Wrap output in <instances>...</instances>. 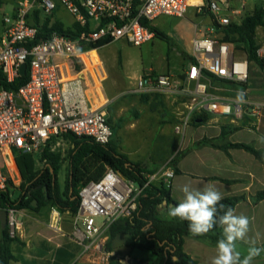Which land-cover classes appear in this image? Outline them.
<instances>
[{"label":"built area","instance_id":"1","mask_svg":"<svg viewBox=\"0 0 264 264\" xmlns=\"http://www.w3.org/2000/svg\"><path fill=\"white\" fill-rule=\"evenodd\" d=\"M64 8L78 26L75 38L54 33L37 42L40 33L34 23V13L43 19H55L58 8ZM194 8L197 15L210 14L221 26L234 22L224 16L229 9L227 0H17L12 15L5 16L0 36V70L8 83L19 77L26 64L28 81L18 90L0 87V191L22 182L17 154L41 156L50 144L66 135L88 137L98 144L108 145L113 138L110 114L106 104L93 94L96 82L88 77L84 56L88 48L101 41H125L141 46L156 35L145 24L161 16L185 17ZM193 54L185 80L194 83L185 89L183 80L170 74L148 71L135 80L137 92L174 94L187 92L192 102L186 107L177 134L184 135L193 120L206 116L207 122L239 126L245 117L259 120L264 101L238 104L221 97L220 83L245 85L250 79V62L238 56L233 44L221 38L203 36L192 41ZM102 47L95 48L99 50ZM264 56V48L258 50ZM83 69L78 71V66ZM104 74V71H102ZM26 73V74H27ZM84 73V76H83ZM100 74V73H99ZM100 82L104 78L97 76ZM245 93L246 88L241 87ZM247 95V93H246ZM209 114L214 118H209ZM162 172L169 187L171 179ZM148 180V179H147ZM150 180L141 186L107 167L99 181H90L80 190V207L72 215L70 241L80 247L71 264H111L117 258L107 249L111 226L120 219L131 217L138 209L139 199ZM11 184V185H10ZM7 229L11 238L23 236L20 210L8 208ZM62 212L53 207L48 227L64 235ZM65 236V235H64Z\"/></svg>","mask_w":264,"mask_h":264},{"label":"trees","instance_id":"2","mask_svg":"<svg viewBox=\"0 0 264 264\" xmlns=\"http://www.w3.org/2000/svg\"><path fill=\"white\" fill-rule=\"evenodd\" d=\"M2 0H0L1 2ZM34 23L39 27L40 33L37 42L46 40L52 34L58 33L70 38H75L78 26L66 27L60 21L43 19L40 12L34 13ZM155 35H161L153 24L145 23ZM216 25L217 22H215ZM264 27V7L256 8L251 14L243 18L241 24L232 23L222 30L223 41L229 42L245 52L249 62L256 63L264 70V59L258 55L260 46L256 39L257 30ZM109 42L101 41L89 47L95 49L103 47ZM240 47V48H237ZM191 61L192 58H191ZM78 71L83 69L78 66ZM28 73L19 77L14 83H8L0 70V87L6 90H18L28 81ZM185 79V78H184ZM226 86H237L233 83H224ZM202 120L201 122H197ZM207 121L206 116H200L193 120L194 125H200ZM230 132L238 128L230 127ZM226 128H223L225 136ZM71 141L68 156V174L62 188L59 180L60 172L64 165L61 154L52 152L46 148L40 160L42 168H37L36 159L31 154H17L16 160L19 167L22 182L14 188L9 186L0 191V209L8 208L16 210H30L41 212L48 206L57 207L62 213L77 214L80 207V190L90 181H99L105 174L106 168L111 167L118 171L126 179L132 180L144 186L148 180V173L141 165L131 162L127 156L118 153L110 144L102 145L88 137L66 135ZM221 138V136H220ZM219 149L228 148L243 149L252 154L256 159L264 163V152L247 144H228L217 146ZM179 158L173 161L176 165ZM11 185V184H10ZM18 196L13 198V192ZM246 196H232L223 198L221 203L235 209L238 203L245 200ZM264 200V191L257 192L252 197V202L258 204ZM178 204L173 198L171 189L162 181L158 185L150 183L143 191L139 199L137 211L129 218L116 221L110 229L107 249L115 251L120 259L130 256L143 264H199L185 251L186 239L191 237L199 240L208 239L210 244L216 247L221 235V229L217 226L207 235L195 236L189 231L188 222L179 219H165L161 216L162 209ZM20 242L19 238H11L8 229L2 230L0 242V264H10L19 259L12 254L11 244ZM76 256L68 246H63L56 252L54 264H67ZM111 264H126L113 258Z\"/></svg>","mask_w":264,"mask_h":264},{"label":"crops","instance_id":"3","mask_svg":"<svg viewBox=\"0 0 264 264\" xmlns=\"http://www.w3.org/2000/svg\"><path fill=\"white\" fill-rule=\"evenodd\" d=\"M203 1L207 2L208 0ZM227 1L229 2V4H232L234 7H236V9L230 10L229 6V9L225 10L224 16L229 17L232 22L236 24H241L244 15H247L245 10L246 8H248V1ZM60 10L61 8H58L57 12L54 15V18L58 21L60 20L56 14H59ZM190 10H194V8H190L187 14ZM187 14L185 17H187ZM195 16L201 18L199 24L201 25V27L203 25V27L200 28V30L199 24L195 25L197 29L193 35L192 41L196 37L203 36H211L221 39V35H223L222 30L225 26H221L218 23V25H216L214 16L210 14L197 15L196 10ZM2 32L3 29L0 33V36ZM262 47L264 48V45ZM238 56L241 58H247L246 56H240V54H238ZM261 58L264 59V56ZM84 60L86 68L89 71V74L87 72L85 73H87L90 80L92 75V77L96 79L95 68H97L96 66H98V63L100 62L98 52L96 50H91L89 56H84ZM100 69L104 71V74L103 72L101 73ZM100 69H96L97 76L100 73L104 80L103 82H100L98 78L96 80L93 78L96 82V89L93 91V94L97 98L99 104H106L107 109H109V104L114 103L115 100L114 97L110 100L108 96V93H110L112 90L113 82L112 80L106 81L108 79V76L103 66ZM187 70L188 67H186L182 72L184 73L185 78ZM144 73L136 75L132 78L133 82H130V87L128 90V93L130 95H138L143 99L147 97H162L166 99L174 98V102H177V100L179 101L181 108L183 106L187 107L192 102V97L187 92H175L174 94H165L162 92H137L135 90V80ZM182 73L176 76L180 80H183L182 77L179 76ZM183 82V87L185 89H192L194 87V83L187 82L185 79L183 80ZM214 83L217 85H221V92H219V94L226 100H235L237 90L241 89V87H245L247 91V95H245V98H248L251 102L255 103L264 101V70L254 62H250V79L244 86H226L218 81H214ZM175 120L176 111L175 108L173 110L172 107L170 108L166 118L167 123L162 125L158 129L162 136L168 135V132L166 131L167 127L173 129L172 124ZM111 122L112 121L110 115V124L113 129V138L111 141V145L118 153L127 156L131 162L141 165L147 172L152 170H161L163 166L171 158H173V156H175L177 152L180 151V153H183L179 157L176 165H172L169 167L175 172L174 177L171 179L169 188L171 189L173 198L178 203L183 199L181 188L185 184H189L191 187L198 189H203L209 184L214 185L217 190L221 192L223 198L241 195L246 196V199L238 203L235 207L236 213H242L251 218L252 222L250 225V232L248 236L250 239L256 240V246H264V200L259 202L258 204H254L252 202V197L257 192L264 191V163L256 159L252 154L243 149L228 148L227 150H224L222 148L219 149L217 147H214L213 145L215 144L217 146L224 147L228 146V144H247L257 150L264 152V111L259 120L245 117L244 120L240 122L239 126L226 124V122L223 121H221L220 123H210L206 121L205 123H202L200 125H191V127L188 128L190 130L187 129L189 133H187L188 131L186 130L184 135H177V133L174 132V135L176 137H182V140H184V142L187 139L184 147L178 149L176 142L174 144V147H176L177 149H175L174 153L169 157L160 160L158 163H152L151 161H149V144L146 139H142V136L146 138L149 133L146 134V132L142 131V133H140L141 135L132 137L131 140H127V142L125 143L123 142V148L120 150L118 149V146L116 144L117 137L122 135H130V133L128 134V132L135 133V128L130 125L126 133L122 132V128H120L121 131L118 129L119 133H117L115 128L119 124L116 122L115 127V125L113 126ZM224 127L226 128L225 136H223L222 134ZM230 127H236L238 129L230 132ZM132 142H136L137 146L131 149L129 146L130 144H133ZM143 150H145L147 156L134 157V159L132 158L134 154H137ZM145 164H147V166ZM151 164H153V166H151ZM17 196L18 194L16 195V197ZM52 208V206H48L41 212L37 213L30 210H21L19 218L20 215H24L29 219V221L27 223L22 221L24 225V232L23 236L20 237V239H22L21 241H25V238L27 237L25 233V226L27 225L29 232L28 236L31 239L30 242L34 241V243H36L37 241V243H39L36 251L37 256L33 258V262H35L36 260H43L44 258L50 256L51 264H54L57 250L63 246H68L70 248V251L76 254V256L72 260H70L69 263H67L71 264L80 252V247L71 242L68 237L73 228L72 215L70 216L68 212L62 213V229L65 236L62 234H56L48 227L49 216ZM27 245L29 246V242H27ZM239 247L242 252L246 253L249 245L240 242ZM185 251L193 259L197 260L199 264H210L211 259L216 254V247L212 246L208 239L199 240L189 237L185 242ZM117 256L118 257L116 259H119L122 263H124V259H127L128 262L132 259L130 256H125L124 259H120V255ZM25 261L28 262L27 259H25ZM253 264H264V253H262L260 257H257L253 261Z\"/></svg>","mask_w":264,"mask_h":264},{"label":"rangeland","instance_id":"4","mask_svg":"<svg viewBox=\"0 0 264 264\" xmlns=\"http://www.w3.org/2000/svg\"><path fill=\"white\" fill-rule=\"evenodd\" d=\"M247 1L248 8L245 10L247 15L251 14L256 8L264 7V0ZM16 2L17 0H2L0 2V33L3 29L5 16H10L14 13ZM229 6L230 10L236 9L232 4H229ZM56 15L65 26H73L74 18L64 8L61 7L59 14L57 13ZM246 16L244 15L243 18ZM52 21L58 20L53 19ZM200 21L201 18L195 16V9L190 10L187 17L184 18L161 16L153 22L161 35H158L152 41L141 46H132L125 41H119L96 50L100 57V62L98 66H96V69H100L103 66L108 76L106 81L112 80L113 82L112 90L108 93L110 100L113 97L115 98L114 103H110L108 109L111 115V123L113 126L115 125V127L116 122L119 124L115 128L117 133H119L120 128H122L123 133H126L130 125L135 128V133L128 132L130 135L117 137L116 144L118 149L121 150L123 148V142L125 143L127 140H131L132 137L141 135L140 133H142V131L146 132V134L149 133L146 138L142 136V139H146L149 144V161L152 163H158L160 160L172 155L175 149L184 147L187 139L184 142L182 137H176L174 132L176 133L175 128L181 123L186 113V107L183 106L181 108L179 101L177 100V102H174V98L147 97L143 99L138 95H130L128 90L130 82H133L132 78L134 76L150 70H153L156 74H170L175 77L182 73L191 62V56L193 54L192 38L197 29L195 25L199 24ZM202 27L199 24V29ZM223 37L224 35H221V38ZM256 39L261 48L264 45V27L258 28ZM233 46L240 56H246L244 51L236 49L234 44ZM84 69L87 70L86 67ZM100 70L102 73V69ZM87 73L89 74L88 70ZM179 76L184 80V73ZM172 107L173 110L175 108L176 111V120L172 124L173 129L167 127L166 131L168 135L162 136L158 129L167 123L166 118ZM208 117L211 119L215 116L209 114ZM187 133H189V131ZM176 142L177 148L174 147ZM135 146H137L136 142L130 144L129 147L132 149ZM47 148H50L52 152L61 154L64 158V165L59 175L60 183L62 188H64L68 174V156L71 148V141L67 137L58 138ZM181 154L183 153H180V151L177 152L161 170L148 171L145 177L153 184L158 185L160 182H164V179L161 177L162 172L172 166L174 164L173 161L178 159ZM145 156H147V154L145 150H143L134 154L132 158ZM34 158L36 159L37 168H42L43 163L39 155H34ZM145 165L147 166V164ZM151 166H153V164H151ZM17 194L18 192L14 191L12 197L16 198ZM167 211L168 209H162L161 216L165 219H171L167 216ZM19 219L25 223L29 221L24 215H20ZM25 233L27 235L25 241H21L22 239L18 237L20 242L15 241L11 244L12 254L19 260L11 261L10 264H51L50 256L43 260L32 261L33 258L37 256L36 251L39 243H37V241L36 243H34V241L30 242L31 239L28 236L29 232L27 225L25 226ZM1 240L2 227L0 224V242ZM27 242H29V246ZM25 259H27L28 262H26ZM123 262L126 264H133L132 262H128L127 259H124Z\"/></svg>","mask_w":264,"mask_h":264},{"label":"clouds","instance_id":"5","mask_svg":"<svg viewBox=\"0 0 264 264\" xmlns=\"http://www.w3.org/2000/svg\"><path fill=\"white\" fill-rule=\"evenodd\" d=\"M245 95L243 90L238 89L235 102L245 103ZM172 175L171 171L165 173L168 179ZM181 192L183 199L168 207L169 218L187 221L190 233L195 236L207 235L217 226L221 229L216 254L210 264H253L264 253V246H256V240L248 236L251 218L242 213L237 214L233 207L221 203L223 196L214 185L198 189L185 184ZM240 242L249 245L246 253L241 251Z\"/></svg>","mask_w":264,"mask_h":264},{"label":"water","instance_id":"6","mask_svg":"<svg viewBox=\"0 0 264 264\" xmlns=\"http://www.w3.org/2000/svg\"><path fill=\"white\" fill-rule=\"evenodd\" d=\"M20 73L22 76H25L27 73V66L26 64L22 65ZM202 120H198V122H201ZM7 219H8V213L6 210L0 209V222L2 225V228L5 229L7 227ZM129 262H132L133 264H143L137 260L131 259Z\"/></svg>","mask_w":264,"mask_h":264},{"label":"bare ground","instance_id":"7","mask_svg":"<svg viewBox=\"0 0 264 264\" xmlns=\"http://www.w3.org/2000/svg\"><path fill=\"white\" fill-rule=\"evenodd\" d=\"M95 50V49H94ZM90 53V52H89ZM89 53L88 54H86L85 56H89ZM83 76H84V73H83ZM93 76V75H92ZM95 76H96V79H97V72H96V68H95ZM95 79V78H94ZM95 79V80H96ZM99 81V80H98Z\"/></svg>","mask_w":264,"mask_h":264}]
</instances>
